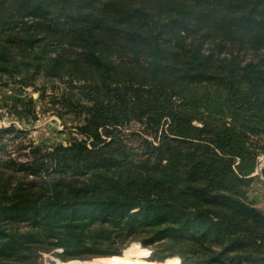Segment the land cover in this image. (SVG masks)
Instances as JSON below:
<instances>
[{"label": "trees", "instance_id": "16d2710c", "mask_svg": "<svg viewBox=\"0 0 264 264\" xmlns=\"http://www.w3.org/2000/svg\"><path fill=\"white\" fill-rule=\"evenodd\" d=\"M12 84L42 99L50 84L83 139L43 152L0 128V151H28L0 157V234L22 251L0 264L133 242L158 263L264 264L246 198L264 154V0H0Z\"/></svg>", "mask_w": 264, "mask_h": 264}, {"label": "rangeland", "instance_id": "374dc122", "mask_svg": "<svg viewBox=\"0 0 264 264\" xmlns=\"http://www.w3.org/2000/svg\"><path fill=\"white\" fill-rule=\"evenodd\" d=\"M249 57V55L247 56ZM51 85H47V94L45 98H39L42 92L34 88H22L20 85H10L0 89V104L2 108V117L0 118V128H9L15 126L18 130L24 131L22 138L40 146L43 152L52 150L58 145L69 146L81 141L83 138L77 133L75 126L79 123L73 115L65 114L59 105H54L49 99L52 93ZM31 98L34 99L31 103ZM27 107V112L24 108ZM139 125H130L126 133L138 131ZM19 139V140H20ZM27 150L18 151L13 145L5 151H0V157H7L11 154L18 157ZM258 167L252 175V182L247 189L246 198L256 208L264 213V154L259 158ZM0 234V249L19 253L21 250L14 242L11 244ZM138 242H133L122 252V256L111 258H98L93 264H181L178 257L168 258L163 263L150 261L156 247L146 248V253H142V246ZM22 252V251H21ZM31 257L32 261L37 264H56L70 263L78 264L77 261H63L58 254L60 249L50 252H23Z\"/></svg>", "mask_w": 264, "mask_h": 264}, {"label": "water", "instance_id": "95a60500", "mask_svg": "<svg viewBox=\"0 0 264 264\" xmlns=\"http://www.w3.org/2000/svg\"><path fill=\"white\" fill-rule=\"evenodd\" d=\"M140 246H142V245H140ZM142 248H144L143 246H142ZM95 260V259H94ZM93 260V261H94ZM93 261H84V262H81V261H77V262H80V263H78V264H93ZM153 262V261H152ZM56 264H70L69 262L68 263H62V262H60V263H56Z\"/></svg>", "mask_w": 264, "mask_h": 264}]
</instances>
